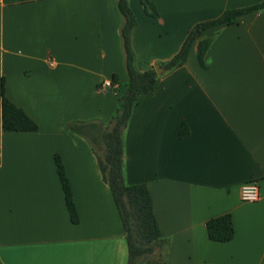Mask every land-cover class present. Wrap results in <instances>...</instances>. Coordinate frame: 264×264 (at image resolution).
Segmentation results:
<instances>
[{"label": "crops", "instance_id": "1", "mask_svg": "<svg viewBox=\"0 0 264 264\" xmlns=\"http://www.w3.org/2000/svg\"><path fill=\"white\" fill-rule=\"evenodd\" d=\"M264 0H130L131 43L144 72L172 59L190 30L226 10ZM117 0H0V86L39 126L6 132L0 117V262L128 264L123 223L98 158L72 122L109 126L128 82ZM216 33L206 56L195 43L183 65L142 95L125 131V180L146 184L166 244L162 264H264V10ZM124 90L121 91V93ZM182 124L189 133L181 137ZM70 180L74 224L55 165ZM259 180L261 199L241 200ZM231 214L235 237L208 238V220ZM151 264V263H145Z\"/></svg>", "mask_w": 264, "mask_h": 264}, {"label": "trees", "instance_id": "2", "mask_svg": "<svg viewBox=\"0 0 264 264\" xmlns=\"http://www.w3.org/2000/svg\"><path fill=\"white\" fill-rule=\"evenodd\" d=\"M141 2L149 15L156 14L153 0H141ZM117 6L123 18L120 36L129 79L126 84L118 85L117 77H113L112 82L118 85L113 91L119 95L116 113L109 126H105L101 121H90L68 123L66 128L88 140L98 158L103 178L111 189L123 223L129 253L128 264L148 262L162 264L159 261L149 260L150 256L166 244L154 212L150 190L146 184L129 185L125 180V131L139 98L142 95L152 94L161 76L186 63L195 43H197L198 62L202 68H207L206 56L216 36V33L204 36L208 30L234 25L246 14L263 11L264 1L244 8L226 10L218 18L196 24L188 33L180 51L169 61L159 64L164 69L163 73H158L155 67L144 72L136 69L131 36L138 24V19L132 10L130 0H117ZM122 90L124 91L121 93ZM0 117L3 130L6 132H37L39 130L38 124L7 97L4 83L0 86ZM188 133L189 127L182 124L179 129L180 136L184 137ZM55 165L70 219L72 223L78 224L79 215L72 186L58 155H55ZM206 230L211 241L231 242L235 237L232 215L228 213L208 220Z\"/></svg>", "mask_w": 264, "mask_h": 264}, {"label": "built area", "instance_id": "3", "mask_svg": "<svg viewBox=\"0 0 264 264\" xmlns=\"http://www.w3.org/2000/svg\"><path fill=\"white\" fill-rule=\"evenodd\" d=\"M102 88L107 87L114 90L118 87L112 81H104L102 83ZM259 180H250L244 183L241 187V200L245 203H256L261 199V188Z\"/></svg>", "mask_w": 264, "mask_h": 264}, {"label": "water", "instance_id": "4", "mask_svg": "<svg viewBox=\"0 0 264 264\" xmlns=\"http://www.w3.org/2000/svg\"><path fill=\"white\" fill-rule=\"evenodd\" d=\"M155 69L157 70L158 73L164 72V69L160 65L155 66Z\"/></svg>", "mask_w": 264, "mask_h": 264}]
</instances>
